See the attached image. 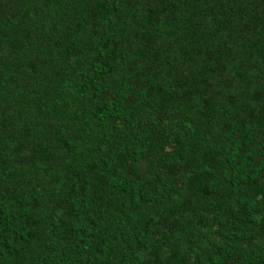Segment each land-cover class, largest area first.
<instances>
[{
    "label": "trees",
    "instance_id": "obj_1",
    "mask_svg": "<svg viewBox=\"0 0 264 264\" xmlns=\"http://www.w3.org/2000/svg\"><path fill=\"white\" fill-rule=\"evenodd\" d=\"M0 264H264V0H0Z\"/></svg>",
    "mask_w": 264,
    "mask_h": 264
}]
</instances>
